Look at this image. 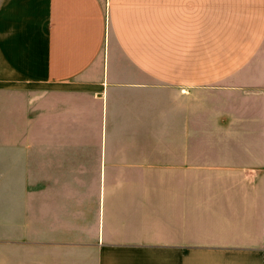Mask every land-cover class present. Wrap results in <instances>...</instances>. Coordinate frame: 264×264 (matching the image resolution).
Listing matches in <instances>:
<instances>
[{
    "label": "crops",
    "instance_id": "crops-1",
    "mask_svg": "<svg viewBox=\"0 0 264 264\" xmlns=\"http://www.w3.org/2000/svg\"><path fill=\"white\" fill-rule=\"evenodd\" d=\"M35 87L94 97L101 127L77 103L56 150L26 135L28 236L57 264H264V0H0V232Z\"/></svg>",
    "mask_w": 264,
    "mask_h": 264
},
{
    "label": "rangeland",
    "instance_id": "rangeland-1",
    "mask_svg": "<svg viewBox=\"0 0 264 264\" xmlns=\"http://www.w3.org/2000/svg\"><path fill=\"white\" fill-rule=\"evenodd\" d=\"M13 99L17 101L18 108L17 113L12 118V122L16 123L17 131L19 134L18 145L20 147V171H19V188H18V206L17 213L13 216L16 222L12 223V231L10 230V223H5L4 220L3 232H0V264H57L61 257H64L63 253L53 250H44V245L41 243H33V228L35 233L38 229L43 228V222L41 220H33L31 222V236H28V208H27V174L25 170L27 159V141L26 135L33 133L36 137L34 147L36 152L42 154L43 149L50 148L51 151L56 150V143L53 141H47L44 143L41 139L44 133H69L74 132V129L67 123L59 125L60 119L70 117L71 112L74 110V104H80L77 106L78 112L83 111L82 117V131L81 133L89 137L93 133H99V113L97 105L94 103V97L88 94L76 93H58L55 91L45 90L43 88H26L20 90L18 93L13 94ZM51 123V127L45 123ZM54 124V125H53ZM109 130V127L103 125V130ZM44 144L46 145L44 148ZM84 152L86 157L84 162L91 165V141H84ZM69 149L74 150L70 146L71 143L65 144ZM88 153V154H87ZM38 154L39 164L42 165V156ZM84 181L87 183H93L95 175L83 174ZM42 179V175H35L34 179ZM44 178V177H43ZM10 217V215H8ZM36 215H31V219ZM8 217V218H9ZM88 215H84L87 218ZM5 226H9L5 227ZM41 232V231H40ZM3 233V236H2ZM12 234V236H10ZM37 234V233H36ZM7 235V236H5ZM73 256V255H70ZM69 256V257H70Z\"/></svg>",
    "mask_w": 264,
    "mask_h": 264
}]
</instances>
